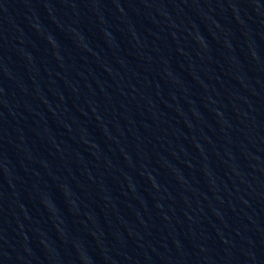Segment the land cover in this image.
Instances as JSON below:
<instances>
[{
  "label": "water",
  "instance_id": "95a60500",
  "mask_svg": "<svg viewBox=\"0 0 264 264\" xmlns=\"http://www.w3.org/2000/svg\"><path fill=\"white\" fill-rule=\"evenodd\" d=\"M0 264H264V0H0Z\"/></svg>",
  "mask_w": 264,
  "mask_h": 264
}]
</instances>
